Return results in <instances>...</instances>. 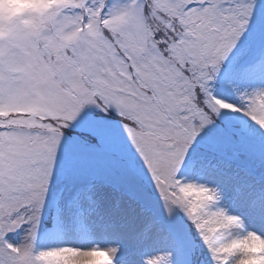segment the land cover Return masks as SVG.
I'll return each mask as SVG.
<instances>
[{
    "label": "snow or ice",
    "instance_id": "obj_1",
    "mask_svg": "<svg viewBox=\"0 0 264 264\" xmlns=\"http://www.w3.org/2000/svg\"><path fill=\"white\" fill-rule=\"evenodd\" d=\"M26 2L0 264H264V0Z\"/></svg>",
    "mask_w": 264,
    "mask_h": 264
},
{
    "label": "rangeland",
    "instance_id": "obj_2",
    "mask_svg": "<svg viewBox=\"0 0 264 264\" xmlns=\"http://www.w3.org/2000/svg\"><path fill=\"white\" fill-rule=\"evenodd\" d=\"M7 4H10L12 7L8 12L3 10V5H0V10H2L5 15H16L27 7H36V4H30L26 0H9Z\"/></svg>",
    "mask_w": 264,
    "mask_h": 264
},
{
    "label": "clouds",
    "instance_id": "obj_3",
    "mask_svg": "<svg viewBox=\"0 0 264 264\" xmlns=\"http://www.w3.org/2000/svg\"><path fill=\"white\" fill-rule=\"evenodd\" d=\"M11 7H12V6H11L10 4H7V3H6V4L3 5V10H4L5 12H8V11L11 9Z\"/></svg>",
    "mask_w": 264,
    "mask_h": 264
}]
</instances>
